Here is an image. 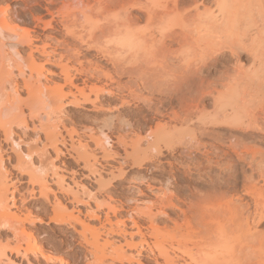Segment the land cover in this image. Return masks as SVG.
<instances>
[{"label": "bare ground", "instance_id": "6f19581e", "mask_svg": "<svg viewBox=\"0 0 264 264\" xmlns=\"http://www.w3.org/2000/svg\"><path fill=\"white\" fill-rule=\"evenodd\" d=\"M72 1L74 5L85 8L80 11L75 7L82 15L86 11L114 14L111 19L88 29L76 17L79 13L75 16V12L73 14L67 8L59 9L55 14L50 7L57 0H44L45 4L34 0L31 8L36 11L44 9L46 13L33 16L34 24L30 25L25 22L24 13L15 10L8 17L9 7L0 6V228H8L14 239L13 244L0 247V261L6 258L4 264L12 263L7 252L23 258H27L30 252H36L33 233L39 231L36 225L43 221L41 217L31 215L28 210L22 212L16 206L14 191L10 190L16 187L9 181L10 172L4 166L11 158L8 152L15 156L13 169L27 175V181L32 186L31 194L36 185L39 195L48 201L55 214L50 221L64 224L76 232V225L87 226L85 218L74 214L73 209L74 206L88 204L89 199L95 201V193L92 194L83 184L75 189L64 185L63 175L50 161L58 191L67 202L74 204L69 210L61 198L53 196V200H48L51 188L45 177L35 173L38 167L31 163L33 152L42 157L52 150L58 158L66 153L68 146H73V136L66 130L63 117L71 115L67 107L81 108L84 105H90L89 110L105 117L97 135L92 128H88L87 140H79V147L85 153L82 168L98 185L99 192L102 190L110 199L118 194L112 183L126 178L127 172L122 166L125 160L119 162L118 167L111 164L109 168L104 165L97 167L96 154L87 152L91 148L88 142L93 144V149L101 151V158L108 163L109 160L128 157L126 152L124 155L114 150V144L126 151L127 147L136 148L145 141L144 150L150 153L128 162L130 167L138 169L145 168L146 162L152 163L153 168H159L154 159L163 156V150L174 153L181 145V157L187 161L180 166L183 174L190 176L194 168L203 190L199 196L187 201L159 197L150 202L156 207L155 212L147 207L149 209L141 210L136 218L130 214L129 227L118 217L112 223L106 214L109 232L124 241L115 246L114 242L100 237L98 233L91 240H78L82 247H90L89 253L95 261L102 263L107 257L106 249L110 247L118 262L142 264L140 257L143 256L154 264H179L180 256L156 246V243L152 244L147 238L157 241L168 233H171V238L188 235L198 247L216 250L227 245L226 232L242 226H246L248 232L240 241L239 250L240 257H246L253 241L264 238V231L258 229L264 221V207L258 205V201L264 198V187L247 183L251 176L244 173L245 166L251 167L254 159L237 148L239 140L236 132L248 138L264 139V126L260 125L264 121L259 124L255 118L264 117V26L261 23L264 21V0ZM56 32H59V37L54 35ZM107 38H110V45L101 42ZM136 45L151 50L153 62L147 60L146 65L154 64V78L165 77V84L158 80L155 89L163 109L149 104L147 112L154 117H168L174 123L173 127L175 124L183 125L186 141L181 144L167 142L160 147L151 132L144 135L137 132L130 144L125 135L112 137L109 134L117 124L111 117H115L119 128L126 131H136L142 126L134 120L135 111L124 114L120 110L130 107L132 101L137 100L136 89L143 84L141 76V79L138 77L136 59L125 61L121 57L122 49L128 50ZM48 76L58 79L49 84L51 78ZM162 85L164 88H161ZM208 98L211 100L210 110L206 103ZM126 115L131 120H124ZM44 117H58L59 120L52 126H45L41 122ZM14 128L20 130V135L14 132ZM28 129L34 131L38 140L39 134L43 133L45 142L41 145L35 143L33 147L21 151V136ZM62 130L67 133L63 134ZM168 165L171 169L172 161ZM39 170L42 171V168ZM115 170L118 174L114 173ZM167 172L172 174L171 170ZM103 173L112 176L105 181ZM139 174L141 172L136 173ZM260 175L264 181L263 174ZM240 176L242 178L238 180ZM134 181H139L138 185H132L137 188V195H145L139 184L146 179L141 176ZM239 182L241 190L237 189ZM147 186L150 189L149 184ZM245 196L254 203L251 211ZM138 197H134V202ZM223 198L227 199L220 203ZM95 204L99 208L100 204L96 201ZM11 206L16 211H12ZM122 206L108 205L107 208L116 215ZM169 210L178 218L171 217ZM86 214L88 219L99 217L93 210ZM168 222L171 227H168ZM136 237L138 241L134 240ZM123 246L134 252L126 255ZM45 259L51 257L46 256ZM251 263L247 261L244 264ZM220 264L241 262L228 259Z\"/></svg>", "mask_w": 264, "mask_h": 264}, {"label": "rangeland", "instance_id": "374dc122", "mask_svg": "<svg viewBox=\"0 0 264 264\" xmlns=\"http://www.w3.org/2000/svg\"><path fill=\"white\" fill-rule=\"evenodd\" d=\"M36 1L40 2V0ZM33 2L34 0H0V6L9 7L8 17L12 16L13 13L16 12L15 10L24 13L25 22H27V24L33 25V16H42L46 13L44 9L36 11L31 8L34 6ZM42 3L45 4L44 0L43 2L41 0V4ZM74 4L75 3L72 0H57V3L50 7V9L55 14H57V12H59L60 10L68 8L70 11H73V14L75 12L76 16L81 11V9L83 10L85 8H82V6H76ZM75 7H78L79 9H77L80 11L76 10ZM113 14L114 12L99 14L96 11H86V13H84L83 15L79 13L76 17H79V21H83L86 27L90 29L95 24H99L104 22L105 20L111 19ZM19 23V25H23L21 24V22ZM261 23L264 26V21H261ZM38 31L41 30L38 29ZM58 33L59 32H56L54 35L59 37L60 34ZM4 42L8 43L9 41L4 40ZM101 42L103 44H108L110 42V38L102 39ZM151 56V50H144L139 45H136V47L134 46L128 50H121V57H123L125 61H132L136 59L137 69L139 72L138 77L140 78L141 76V78L143 79V84H140V87L137 88L138 90L136 89L138 95L137 100L135 99V101H132L130 107H122L120 108V110L124 114H127L128 112H131V114H133L136 112V117L134 120L136 122H139L142 126L136 131H126L119 128V121L115 117H111V120H113L114 123H117L118 126L116 124L114 128L109 132V134L112 137L125 135L126 140L130 144L131 140L135 138L137 132L141 135L151 132L152 134H154L157 145L160 147H163L167 142H171L173 144H181L182 142L186 141L185 131L182 128L184 127L183 125L175 124V127H173L174 123L170 121L168 117H154L152 113L147 112V106L149 104H151L152 106H158L160 110L163 109V107H160L158 103V94L155 92V89L156 81L161 80L164 83L165 77L154 78V64L152 63L153 59L151 58ZM147 60L152 61L151 63L153 65L148 63L146 65ZM244 60L245 58L242 57L243 63L246 64L247 61ZM148 66L151 69H149ZM231 66H233L232 63ZM46 67L50 68L49 65H46ZM49 78H51L48 81L49 84H51L52 80L56 81L58 79L56 77ZM42 81H44V78H42ZM138 82L142 83L139 79ZM161 88H164L163 85L161 86ZM6 92H8V90H6ZM22 97H25L24 93H22ZM206 103L209 104L208 108L210 110L211 100L208 98L206 100ZM89 108L90 105H84V107L81 108L71 106L66 108V110H68L71 115L70 117H63V122L66 126V130L70 131L74 139L73 146H68V150H66V153H62L58 158H55V154L52 152V150H48L47 155L42 157H39L33 152L31 163L33 164V166L38 167L35 173L41 175V177H45L48 186L51 188V192L48 194V200H53V196H56L59 199L61 198L63 202L67 203L69 210L74 206V204L67 202L65 196L57 189L56 183L54 182V176L52 175V171L50 169V161H52L53 164L57 167V171L63 175L64 185H71V187L75 189L76 186H80V184H83V186H85V188L92 194L95 193V201L100 204V206L99 208H96L95 201H92L90 199L88 201V204L74 206V214H77L78 216H80V218L82 217V219L85 218L84 220H86L87 223V226L85 228H82L80 225H76L78 232L67 228V226H65L64 224L53 223L52 221H50V219L55 214L51 210L48 201L44 197L39 195L36 185H34V192L33 194H31L30 189L32 186L27 181V175L20 174L13 169V165L15 164V156H13L14 154H12L11 152H8L11 158L4 163V166L10 172V176H8V179H10L9 181H12L14 186L16 187V189H10L14 191L16 206H18L19 209L22 210V212L28 210L30 211L31 215L41 217L43 220L41 223H38L36 225L40 228L39 231H34L33 233V236L35 237L33 243L34 248H36V252H30L27 258L16 256L14 253L7 252V256L10 260H12L11 264H127L126 261L123 260L121 262H118L119 260L116 258V254L110 247H107V257L105 256L102 263L95 261L93 255L89 253L90 247L86 245L87 248H84L79 245L77 241L84 238L91 240L93 238V235L98 233L100 234V237L108 238L110 241L114 242L115 246L123 244L124 240L122 237L109 232V223L106 221L105 217L106 214L108 215L112 223H114L117 219H120L124 221V224L126 226L129 227L128 224H130L131 217L133 216L134 218H136L137 216H139V214H141L140 212H142L141 210L146 211V209H149L147 207H151V210L155 212L156 207L152 206L151 203L159 197H173L174 199L178 198L182 201H187L192 199L194 196H199L201 194V191L203 192V190H201L202 186L199 182V174L198 172H195L194 168H192L190 176L186 177L183 174V168L181 169L180 166L185 165L187 161L181 157V145L179 147H176V151L174 153H169L168 151L163 150L165 156H157V159H154L155 161L153 162L159 165V168H153L152 163L146 162L145 168L138 169L136 167H130L128 165V162L132 161V159L143 158L148 153H150L149 150H144V148H146L145 141H142L140 146L136 148H132L131 146L127 147L126 151H123L118 144H114V150H117L124 155L126 152V154H128V157L127 159H116L114 161L109 160L108 163L101 158V151L99 149H93V144L91 142H88L91 148H89L87 152L90 153L92 151L96 154L99 162H97V167H100V165H104V167L106 166L107 168H109L110 164L118 167L119 162L125 160V163H123L122 166L127 172L126 178L116 179L112 183L113 186H115L114 188L116 189V192L118 194L114 195L113 198L110 199L106 194L102 192V190L99 192L98 185L94 183V181L89 176H87V171L82 168L85 153L83 152V149L79 147V140H87L86 133L89 132L87 130L88 128H92L93 133L97 135L98 128L102 125L105 117L103 114L96 115L95 112L89 110ZM93 118H96L95 122L93 121ZM123 118L124 120H131V117H127V115ZM194 118L204 119L208 117ZM255 118L258 119L259 124L264 121V117ZM58 120V117H44L41 122L45 126H52ZM260 125L264 126V122ZM14 130L16 134L19 133L20 135L19 129L14 128ZM73 130H75L76 133H74ZM219 130L221 131L223 129L219 128ZM62 133L66 134L67 132L65 130H62ZM236 133L238 134L239 140L237 148L246 151L247 154L249 156H252L254 159L252 161L251 167H249L248 165L245 166L244 173L248 176H251L249 182L247 183L251 186L255 185L256 187H264V181L262 176L260 175L263 174L264 176V139L260 137L248 138L246 136H241V133L238 131ZM34 134V131L28 129L26 133L21 136V140L23 139L20 146L21 151H25L29 146L33 147L35 143L36 145H41V143L45 142L43 133L39 134V140L36 139V135ZM14 138H16V136ZM35 140L37 142H35ZM3 148H5V145ZM171 161L172 168L170 169V167H168V162ZM41 168L42 171L39 170ZM161 169H163L164 172ZM169 169L172 171L173 175L167 172L170 171ZM137 172H141V174L136 175ZM114 173L118 174L116 170ZM103 176V179L106 181L110 179L112 175L103 173ZM141 176L144 177L146 181H148L150 189L152 190L151 191L148 188V184H145L146 181L139 184L140 189L144 190L145 195H141L139 193L137 195V188L132 186L133 184L138 185L139 181L137 182L134 180L135 178H139ZM241 178L242 177L240 176L238 180H240ZM237 189H242L241 182L237 184ZM134 197H138L135 198L137 202H134ZM84 198H86V196ZM245 198L249 203V210L251 211L253 209L254 203L248 197L245 196ZM226 199L227 198H223L220 203L226 201ZM129 200H133V202H130ZM9 204H11V202H9ZM118 204H123L122 209L118 214L114 215L112 211L107 208V206H118ZM258 205L264 207V198L258 201ZM181 207L186 209V206L183 204H181ZM131 209L133 212H129ZM11 210L16 211V208L11 206ZM90 210L96 212V214L99 216L98 219H88L89 217L85 216L87 215V212H90ZM168 212L171 217L178 218L175 213L171 212L170 210ZM130 214L133 215L130 217ZM167 225L168 227L172 226L170 222H168ZM160 226H162V224H160ZM128 227L126 228L128 229ZM3 228H0V247L6 248L7 244L11 245L14 243V239L12 233L8 228ZM258 229L260 231H264V221L260 225H258ZM247 232L248 228L246 226L235 227L232 230H229L224 234L227 239V245L216 250L210 248L202 249V247H198L199 245H197L188 235H184L182 238L178 236H176L175 238H171V233H168L160 236L157 241H155L153 238H147V240H149V242H151L152 244L156 243L155 245L158 247L167 248V250H169L171 254L180 256L179 264H220L228 259H238L240 260L241 264H244L247 261L252 262L251 264H264V238L254 240L252 248L247 250L246 257L242 258V255L240 257L241 252L239 250V244ZM134 240L138 241V238L136 237L134 238ZM24 244L25 241L22 240V245ZM123 247L124 250H126V255H129L127 254L129 252H134L133 250L128 249L125 246ZM46 256H50L51 259L46 260ZM140 260L142 264H154L151 260H148L143 256L140 257ZM3 261H6V258H3L2 261H0V264H4Z\"/></svg>", "mask_w": 264, "mask_h": 264}]
</instances>
